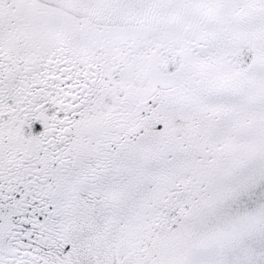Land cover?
Listing matches in <instances>:
<instances>
[{"label":"snow or ice","instance_id":"1","mask_svg":"<svg viewBox=\"0 0 264 264\" xmlns=\"http://www.w3.org/2000/svg\"><path fill=\"white\" fill-rule=\"evenodd\" d=\"M0 264H264V0H0Z\"/></svg>","mask_w":264,"mask_h":264}]
</instances>
